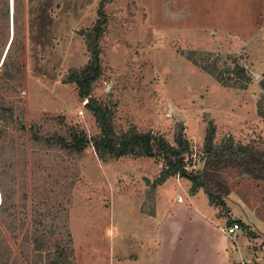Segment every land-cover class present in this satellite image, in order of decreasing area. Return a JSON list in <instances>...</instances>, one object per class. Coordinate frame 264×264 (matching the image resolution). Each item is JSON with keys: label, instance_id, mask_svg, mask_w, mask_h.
<instances>
[{"label": "rangeland", "instance_id": "rangeland-1", "mask_svg": "<svg viewBox=\"0 0 264 264\" xmlns=\"http://www.w3.org/2000/svg\"><path fill=\"white\" fill-rule=\"evenodd\" d=\"M100 7L106 25L91 97L112 109L116 133L134 128L175 145L182 126L188 171L201 169L209 128L216 146L231 140L264 150V0H0V106L24 127L0 119V183L8 196L1 252L12 250L6 263L164 261L171 247L156 233L170 223L188 240L207 237L209 252V244L228 240L224 264H264V182L224 171L230 195L209 230H194L198 221L179 230L192 204L207 202L202 190L193 193L178 176L157 183L164 165L155 158L102 161L91 143L73 155L62 146L73 135H99L87 101L67 79L90 58L86 34ZM34 133L57 143L35 142ZM234 222L236 233L223 232ZM27 234L43 246L40 261ZM193 253L199 264L202 253ZM168 256L193 264L190 251Z\"/></svg>", "mask_w": 264, "mask_h": 264}, {"label": "trees", "instance_id": "trees-1", "mask_svg": "<svg viewBox=\"0 0 264 264\" xmlns=\"http://www.w3.org/2000/svg\"><path fill=\"white\" fill-rule=\"evenodd\" d=\"M105 25V14L102 7H100L98 9V20L86 34V44L90 58L83 69L71 71L67 79L68 83L76 85L79 98L87 101L85 107L92 113L99 129V135L90 141L86 139L85 135L82 137L73 135L69 141L62 140V146L68 154H80L91 143L95 153L102 161H106L107 159L116 160L126 156L158 159L163 163L164 167L157 183L160 184L165 182L169 177L178 176L191 183V191L193 193L202 190L208 197L210 205L217 208H222L225 205V199L230 195L228 182L222 175L224 171L228 169L235 170L238 175L246 176L253 181L264 182V150L257 149L251 145L233 146L231 140L216 146L213 144V128L208 129L204 139L203 156L200 158L202 166L197 171H188L185 164L184 156L189 153V147L185 140L182 126H179L175 132V145L170 144L161 136L150 133L142 134L134 128L116 133L112 124L114 117L112 109L102 106L91 97L92 84L101 75L98 41L104 32ZM242 71L243 69L241 73ZM258 113L264 119V111ZM0 119L10 127H15L17 130L24 132L21 117H14L11 108L0 106ZM32 140L44 143L47 146L57 143L51 138L38 137L36 133L32 135ZM3 185L1 181L0 218H3L4 203L8 198L5 195ZM5 226L7 227V224ZM5 229L8 230V228ZM26 240L29 242V246H32V251L37 253L38 257L36 260L42 258L40 252H42L43 246L40 247L35 234L31 236L27 234ZM5 246L6 238L4 230L0 227V264H7L5 257L7 258L12 253V250L10 251L6 248L1 252ZM38 263L35 261L32 264Z\"/></svg>", "mask_w": 264, "mask_h": 264}, {"label": "crops", "instance_id": "crops-1", "mask_svg": "<svg viewBox=\"0 0 264 264\" xmlns=\"http://www.w3.org/2000/svg\"><path fill=\"white\" fill-rule=\"evenodd\" d=\"M195 199L196 198H193V197L191 198L193 202L196 201ZM195 206L192 204V208H195L194 211L187 212V214H185V216L181 218L182 220L180 221V224L178 225V227L180 228L179 230L181 229L186 230L184 228L191 225L192 222L195 223V221L199 222L195 226L201 225V227L194 228V230H199V231H202L203 229L209 230V228L207 227L208 226L207 221L211 222L214 216L217 215L218 213V210L216 209L217 207L214 208L213 205H210L209 200H207V202H205L204 206L201 208H197V205ZM199 209H202V210H199ZM215 220H216V217H215ZM194 223H193V226H194ZM172 225H175V224L166 223L160 228L158 232L156 231L157 232L156 238H158L159 244L161 245V243L163 242L164 245L166 244L169 247H171L170 250L166 248L164 249L167 252L166 259L164 261L163 259L162 261H158V259L155 258L153 263L152 262L150 263V260H147L145 264H172V261H170V257L168 255L175 251L176 253H178V251L183 252L184 250H186L187 252L188 251L191 252L193 264H194V260L196 259V257L193 258L194 257L193 255L195 254L193 252L195 251H197L198 253L199 252L202 253V257H201L202 259L199 262V264H218L215 260H218L219 264H224L223 258H220L221 257L220 254L228 246V240H225L224 237L217 239L215 241V244L213 243L209 244V247H210L209 249L210 252H209L208 250H204L205 248L202 246L203 243L206 245L208 241L207 237L200 235V238L198 239L196 238V241H194V239L188 240L187 237L189 236L187 233L181 234L180 232V234H177L176 232L178 230H175V228H172ZM179 241H184L183 244H181L182 246H177V244H179ZM196 242L198 243L196 244ZM205 251L209 252L208 256H205L203 254V252ZM215 252H218V253H215ZM214 254H216V256ZM222 257L227 259V257L225 256H222ZM185 263L186 261L184 262V264Z\"/></svg>", "mask_w": 264, "mask_h": 264}, {"label": "built area", "instance_id": "built-area-1", "mask_svg": "<svg viewBox=\"0 0 264 264\" xmlns=\"http://www.w3.org/2000/svg\"><path fill=\"white\" fill-rule=\"evenodd\" d=\"M240 229V225L237 222L232 223L230 226H228L223 232L226 233H236Z\"/></svg>", "mask_w": 264, "mask_h": 264}, {"label": "water", "instance_id": "water-1", "mask_svg": "<svg viewBox=\"0 0 264 264\" xmlns=\"http://www.w3.org/2000/svg\"><path fill=\"white\" fill-rule=\"evenodd\" d=\"M144 181H145L146 184H149V180L148 179L144 178Z\"/></svg>", "mask_w": 264, "mask_h": 264}]
</instances>
